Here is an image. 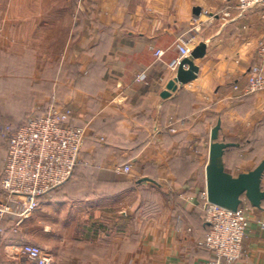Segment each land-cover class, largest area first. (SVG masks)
I'll return each mask as SVG.
<instances>
[{"label": "crops", "instance_id": "crops-1", "mask_svg": "<svg viewBox=\"0 0 264 264\" xmlns=\"http://www.w3.org/2000/svg\"><path fill=\"white\" fill-rule=\"evenodd\" d=\"M235 1L0 0V172L6 130L26 117L54 104L85 127L72 179L32 214L0 219V264H32L24 244L53 264L214 258L200 245L212 129L219 122L218 141L235 144L223 156L230 175L264 158V92H244L246 72L262 65L264 22L239 16ZM201 44L196 78L161 98L180 46L189 55ZM241 206L252 222L235 264H264V208Z\"/></svg>", "mask_w": 264, "mask_h": 264}, {"label": "built area", "instance_id": "built-area-1", "mask_svg": "<svg viewBox=\"0 0 264 264\" xmlns=\"http://www.w3.org/2000/svg\"><path fill=\"white\" fill-rule=\"evenodd\" d=\"M239 16L258 11L264 22V0H236ZM229 16L228 13L224 14ZM182 57L188 55L184 46L179 48ZM163 52L157 50L155 57ZM257 55L264 64V43ZM252 66L245 74L246 94L264 92V69ZM143 76H138L141 80ZM238 90L237 86H234ZM72 111L58 109L51 104L45 114L30 117L25 124L8 135V148L0 172V219L6 215L25 217L36 211L41 199L49 196L66 183L81 162L85 143V127L70 124ZM129 165L122 168L128 173ZM14 206H19L20 211ZM208 232L200 245L214 258L208 264H235L242 256V243L252 222L248 211L241 206L231 211L212 204L205 198L203 205ZM264 231V216L256 221ZM20 253L32 264H53L51 254L39 246L24 244Z\"/></svg>", "mask_w": 264, "mask_h": 264}, {"label": "water", "instance_id": "water-1", "mask_svg": "<svg viewBox=\"0 0 264 264\" xmlns=\"http://www.w3.org/2000/svg\"><path fill=\"white\" fill-rule=\"evenodd\" d=\"M199 11V8L193 10L195 15ZM205 50V45L201 44L178 62L176 76L167 84L166 90L161 93V98L169 97L179 85H185L196 78L198 67L194 61L201 59ZM219 129L218 122L210 135L208 164L205 168L207 201L236 211L245 199L253 208L262 209L264 188L261 183L264 175V158L253 170L237 176L230 175L224 169L223 156L226 149L235 144L218 141Z\"/></svg>", "mask_w": 264, "mask_h": 264}, {"label": "trees", "instance_id": "trees-1", "mask_svg": "<svg viewBox=\"0 0 264 264\" xmlns=\"http://www.w3.org/2000/svg\"><path fill=\"white\" fill-rule=\"evenodd\" d=\"M77 77V76H76ZM54 105V104H53ZM55 106V105H54ZM56 108H58V109H61V108H59V107H56ZM47 110V109H46ZM46 112V111H45ZM45 112H43V113H41V114H39V115H32V116H29V117H26L25 119H24V121L23 122H21L19 125H17V126H13L12 128H7V130H6V133H5V142H6V152H7V148H8V135H9V133L10 132H13V131H15V130H17L18 128H20L21 126H23L24 124H25V122L27 121V119L28 118H30V117H39V116H42L43 114H45ZM6 152H5V155H6ZM3 168V167H2ZM76 169V168H75ZM2 170V169H1ZM74 172H75V170H74ZM73 175H74V173H73ZM73 175H72V177H73ZM72 177L69 179V180H71L72 179ZM68 180V181H69ZM67 181V182H68ZM66 182V183H67ZM66 183H64V184H62L61 186H63V185H65ZM61 186H59L57 189H59ZM56 189V190H57ZM56 190H54V191H52L49 195L50 196H52V194L54 193V192H56ZM15 207V209L16 210H18V211H20L21 210V208L18 206H14ZM262 208H264V202L262 203ZM9 216V215H8Z\"/></svg>", "mask_w": 264, "mask_h": 264}, {"label": "rangeland", "instance_id": "rangeland-1", "mask_svg": "<svg viewBox=\"0 0 264 264\" xmlns=\"http://www.w3.org/2000/svg\"><path fill=\"white\" fill-rule=\"evenodd\" d=\"M43 249V248H42ZM45 250V249H44ZM45 251H47V250H45ZM48 252V251H47Z\"/></svg>", "mask_w": 264, "mask_h": 264}]
</instances>
